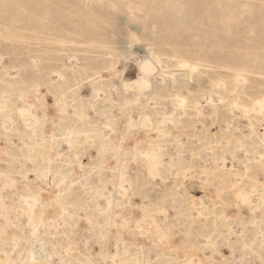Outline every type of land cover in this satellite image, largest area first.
<instances>
[{
	"label": "rangeland",
	"instance_id": "1",
	"mask_svg": "<svg viewBox=\"0 0 264 264\" xmlns=\"http://www.w3.org/2000/svg\"><path fill=\"white\" fill-rule=\"evenodd\" d=\"M0 264H264V0H0Z\"/></svg>",
	"mask_w": 264,
	"mask_h": 264
},
{
	"label": "bare ground",
	"instance_id": "2",
	"mask_svg": "<svg viewBox=\"0 0 264 264\" xmlns=\"http://www.w3.org/2000/svg\"><path fill=\"white\" fill-rule=\"evenodd\" d=\"M142 68H143V70L148 71V70L151 68V66H150L149 64H144V65L142 66ZM183 103H184V101L181 100V101H180V104H183ZM236 104H237V103H236Z\"/></svg>",
	"mask_w": 264,
	"mask_h": 264
}]
</instances>
